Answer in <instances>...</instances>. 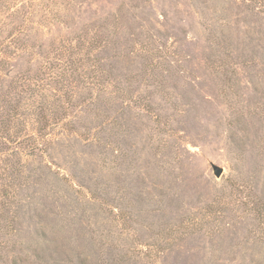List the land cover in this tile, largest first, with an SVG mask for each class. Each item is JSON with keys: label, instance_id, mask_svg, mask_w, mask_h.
Wrapping results in <instances>:
<instances>
[{"label": "rangeland", "instance_id": "obj_1", "mask_svg": "<svg viewBox=\"0 0 264 264\" xmlns=\"http://www.w3.org/2000/svg\"><path fill=\"white\" fill-rule=\"evenodd\" d=\"M0 264H264V0H0Z\"/></svg>", "mask_w": 264, "mask_h": 264}, {"label": "water", "instance_id": "obj_2", "mask_svg": "<svg viewBox=\"0 0 264 264\" xmlns=\"http://www.w3.org/2000/svg\"><path fill=\"white\" fill-rule=\"evenodd\" d=\"M212 167V172L214 174L215 177H219L223 171V168L219 165H216L214 163L211 164Z\"/></svg>", "mask_w": 264, "mask_h": 264}]
</instances>
